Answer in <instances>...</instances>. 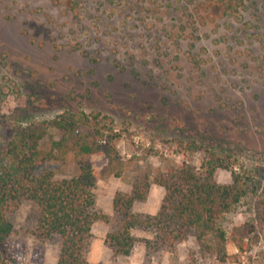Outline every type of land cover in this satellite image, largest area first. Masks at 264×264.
Listing matches in <instances>:
<instances>
[{
  "label": "rangeland",
  "instance_id": "obj_1",
  "mask_svg": "<svg viewBox=\"0 0 264 264\" xmlns=\"http://www.w3.org/2000/svg\"><path fill=\"white\" fill-rule=\"evenodd\" d=\"M66 111L108 117L123 133L121 156L133 159L123 178L98 181L104 213L114 192L131 191L137 165L200 167L204 150L181 147L192 141L229 151L250 194L225 227L250 223L257 242L249 251L230 243L225 261L196 242L170 264H264V0H0V163L16 128ZM11 218L7 264H56L60 239H36L32 205ZM153 255L144 264H162Z\"/></svg>",
  "mask_w": 264,
  "mask_h": 264
},
{
  "label": "trees",
  "instance_id": "obj_2",
  "mask_svg": "<svg viewBox=\"0 0 264 264\" xmlns=\"http://www.w3.org/2000/svg\"><path fill=\"white\" fill-rule=\"evenodd\" d=\"M122 138L108 117L94 112L66 111L16 128L0 163V264H7V245L15 230L11 216L24 204L32 205L33 235L38 241L60 239L57 264H93L88 255L96 222L110 228L105 242L114 252V264L118 258H130L139 244L145 245L147 258L161 251L174 253L190 236L202 255L223 261L230 243L243 251L252 249L258 239L252 237L254 225L225 227L227 217L250 194L247 181L235 171L237 162L229 151L204 148L195 141L181 147L185 156L204 150L200 167L187 161L157 170L137 165L131 191H117L114 214L104 213L97 205L98 181L123 178L133 162L120 154ZM94 156L107 160L102 170L94 167ZM66 166L67 174L62 169ZM219 170L231 172L232 181L220 183ZM154 185L165 190L159 211L155 215L136 212L134 205L146 202ZM259 218L264 226V205ZM137 229L153 232V239L134 235Z\"/></svg>",
  "mask_w": 264,
  "mask_h": 264
},
{
  "label": "crops",
  "instance_id": "obj_3",
  "mask_svg": "<svg viewBox=\"0 0 264 264\" xmlns=\"http://www.w3.org/2000/svg\"><path fill=\"white\" fill-rule=\"evenodd\" d=\"M124 191V190H123ZM129 191V190H127ZM114 194L110 197L111 205L104 210L105 213L111 215L113 212V198ZM165 196V190L162 187L159 186H152L150 196L147 202L140 203L141 205H138V203L135 204L134 208L137 212L141 213H147L155 215L159 211L161 202ZM140 206V207H139ZM92 232L95 235V240L91 246V250L88 255V260L90 263L93 264H112V251L107 247L105 244V239L107 236L108 228L107 225L104 223L96 222L93 225ZM136 233L140 236L152 239L153 235L152 233L145 232V231H136ZM196 240L193 237H190L187 241L181 243L178 245L176 251L173 253L171 252H160L155 255H153V258H158L162 264H170V262L175 259L178 256H181L183 258L186 254V251L189 248H196ZM232 250H235V248L231 245ZM230 249V246L227 250ZM147 253V249L143 245H139L134 253V256L130 261H128L127 264H144L145 256ZM60 250L58 252V258H59ZM57 258V262H58ZM57 264V263H56Z\"/></svg>",
  "mask_w": 264,
  "mask_h": 264
}]
</instances>
